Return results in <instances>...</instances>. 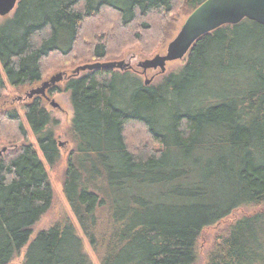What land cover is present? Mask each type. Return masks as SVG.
<instances>
[{"label":"trees","instance_id":"trees-1","mask_svg":"<svg viewBox=\"0 0 264 264\" xmlns=\"http://www.w3.org/2000/svg\"><path fill=\"white\" fill-rule=\"evenodd\" d=\"M203 1L19 0L0 23V101L7 85L118 60L135 45L153 55L174 17ZM65 90L74 147L62 191L99 264H198L202 231L225 220L204 264H264V25L243 19L206 33L153 84L96 68L70 74ZM23 108L53 167L52 117L37 99ZM2 128L22 143L0 158V264L23 249L21 264H92L63 209L32 238L53 204L46 164L17 110L0 109ZM242 206L254 212L229 220Z\"/></svg>","mask_w":264,"mask_h":264},{"label":"rangeland","instance_id":"rangeland-1","mask_svg":"<svg viewBox=\"0 0 264 264\" xmlns=\"http://www.w3.org/2000/svg\"><path fill=\"white\" fill-rule=\"evenodd\" d=\"M17 5H18V3H17ZM17 5H16V8H17ZM16 8L12 12H10L9 14H7L5 16H0V23L5 21L8 18H11L13 16V14L15 13ZM188 15H189V13L181 12L179 15L174 17V22L172 24L173 26L170 27V36L168 37V39L166 40L164 45L162 47H160V49L158 51H156L153 55L149 56V55L143 54L141 51V48L139 46L135 45L134 47H131L129 50H127L124 53L122 58H120L118 60H108V61L105 60V61H101V62H113V61H122L123 60L125 63H129L130 65H132L136 71L135 70L134 71L133 70H126L127 68L124 70L115 69L116 71H119V72L128 71L129 73L137 76V78L142 83H144L145 80H149L147 85L153 84V83L159 81L163 76H167L169 73L179 70L183 66L185 59H182V60L177 59L174 61L167 62L165 72H163V73L160 72L159 68L148 69L144 73V71H141L142 69L140 67L139 68L136 67V64L141 62V61H144L146 59H151L157 54H160V55L165 54L168 43L176 36L181 25L184 23V21ZM74 69L75 68L70 67V68H65L64 70L57 71V72H63L64 71L70 75ZM57 72H54L51 75H53ZM81 72L82 71H79L78 73H76V75H78V76L81 75ZM129 76H131V75H129ZM65 83H66V80H64V79L62 81H60L59 83H57L56 85L59 87L60 90H59L58 94L53 95V98L58 103L60 108L53 107V106H50L46 103H43L46 111L52 117L51 118L52 121L50 124H48L46 126L45 131H52L54 133V136L56 138V141H57L58 147H59V151H60V159L56 163V165H54L53 167H49L46 164L45 159L42 157L39 146L37 144L36 137H35L34 133L31 132V129L25 120V112H24V108H23L24 105H23V103H20L19 101L16 100L18 95H24V93H25V91H27L28 87L24 86V87H19V88H13V87L7 85V93L5 94V97L2 99V101H0V109H14V110H17L18 114L21 116L22 124H23V126H24V128L28 134L27 143H30L34 146V148L36 149L40 158L46 164V171L48 173L51 189L53 192V204H52L51 208L34 225L32 238L39 231L44 230V229H48L54 223V221L56 219L57 209H63L69 215V217L73 220V222L75 223V227L77 229L78 236H80V238L82 239L83 246L85 248V251L88 253V255L90 257L92 264H99L97 258L95 257L94 253L91 250L90 245L88 244L85 236L83 235L77 221L75 220V217H74L73 213L71 212L69 205L67 204V201L63 195V191H62V176H63V173L65 171L66 165H67V159H68L69 153L71 152V150L74 147V144L72 142L71 135L69 132L71 120L73 117V110H72V106H71V102H70V93H69V91L65 90ZM5 132H7V131L3 128L0 130V149H2L4 147L6 148V151L2 154V156H0V158L7 155L11 151H13V149L18 148L22 143V142L16 143V144L8 143L3 136V134ZM253 212H254V209H252L251 207L242 206V207L234 210L232 212V214L229 215L228 219L234 220V219H237L239 217L244 216L245 214L246 215L252 214ZM227 223H228V221H226V220L221 221V222L216 223L210 227L205 228L202 231L201 238L198 242V252H199L198 264H204L206 254L212 246L215 235L220 230H222L223 227ZM24 252H25V250L23 249L19 253V255L17 257L13 258L8 264H21L22 260H23Z\"/></svg>","mask_w":264,"mask_h":264},{"label":"water","instance_id":"water-1","mask_svg":"<svg viewBox=\"0 0 264 264\" xmlns=\"http://www.w3.org/2000/svg\"><path fill=\"white\" fill-rule=\"evenodd\" d=\"M18 0H4L0 4V16L12 12ZM243 19H248L264 25V0H204L192 12L189 13L181 25L176 36L168 43L166 52L163 55L157 54L151 59L138 63V67L146 71L148 69H160L165 72L166 63L177 59H185L192 45L201 36L209 33L226 24H237ZM130 64L122 61L96 62L77 67L71 75L79 71L93 70L96 68L126 69ZM66 72H57L51 75L42 84L32 89L27 95L44 93L45 89L54 86L64 79ZM149 80H145L147 85ZM53 107H59L58 103L52 100ZM6 148L0 149V156Z\"/></svg>","mask_w":264,"mask_h":264},{"label":"flooded vegetation","instance_id":"flooded-vegetation-1","mask_svg":"<svg viewBox=\"0 0 264 264\" xmlns=\"http://www.w3.org/2000/svg\"><path fill=\"white\" fill-rule=\"evenodd\" d=\"M136 67H138V63L136 64ZM139 68V67H138ZM126 70H135V68L132 66V65H129L128 67H127V69ZM136 71V70H135ZM141 71H144V70H141ZM147 71V70H146ZM146 71H144V73L146 72ZM143 73V72H142ZM69 74H67L65 77H64V80H68L69 79ZM43 81H45V80H43ZM42 81V82H43ZM42 82H40V83H38L37 85H32V86H28V89H27V91H25V93H24V95H18L17 96V98H16V100L17 101H19L20 103H23V107H25L26 105H27V103H31V102H33L34 101V99H37V100H39V102H41V103H46V104H48V105H50V106H52V100H54L55 101V99L53 98V95L54 94H58L59 93V91H57V90H55L54 91V89L57 87V85H54V86H50V87H48V88H46L45 89V91H44V93H41V94H34V95H32L31 97H29L27 94L32 90V89H35V88H37V87H39L41 84H42ZM56 102V101H55ZM57 103V102H56ZM45 108V107H44ZM58 108H60V106L58 107Z\"/></svg>","mask_w":264,"mask_h":264},{"label":"snow or ice","instance_id":"snow-or-ice-1","mask_svg":"<svg viewBox=\"0 0 264 264\" xmlns=\"http://www.w3.org/2000/svg\"><path fill=\"white\" fill-rule=\"evenodd\" d=\"M4 0H0V4H3Z\"/></svg>","mask_w":264,"mask_h":264}]
</instances>
